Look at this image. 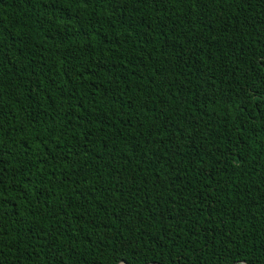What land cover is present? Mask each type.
<instances>
[{
  "label": "trees",
  "instance_id": "1",
  "mask_svg": "<svg viewBox=\"0 0 264 264\" xmlns=\"http://www.w3.org/2000/svg\"><path fill=\"white\" fill-rule=\"evenodd\" d=\"M0 264H264V0H0Z\"/></svg>",
  "mask_w": 264,
  "mask_h": 264
}]
</instances>
